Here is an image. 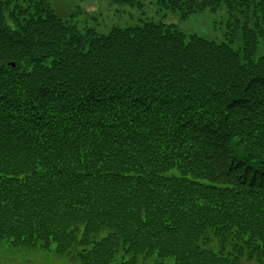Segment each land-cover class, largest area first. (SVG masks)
Instances as JSON below:
<instances>
[{
  "label": "trees",
  "instance_id": "1",
  "mask_svg": "<svg viewBox=\"0 0 264 264\" xmlns=\"http://www.w3.org/2000/svg\"><path fill=\"white\" fill-rule=\"evenodd\" d=\"M156 1L223 12V39L82 32L0 0V241L77 264H264V0Z\"/></svg>",
  "mask_w": 264,
  "mask_h": 264
},
{
  "label": "rangeland",
  "instance_id": "2",
  "mask_svg": "<svg viewBox=\"0 0 264 264\" xmlns=\"http://www.w3.org/2000/svg\"><path fill=\"white\" fill-rule=\"evenodd\" d=\"M62 19L73 23L80 31L95 27L105 32L114 25L127 26L144 20L176 24L186 34L195 33L209 39H223V12L204 10L186 19L179 13L162 8L156 0H145L142 10L111 3L110 0H44ZM22 3V1H20ZM0 264H77L69 256H59L51 250L12 246L0 241Z\"/></svg>",
  "mask_w": 264,
  "mask_h": 264
},
{
  "label": "water",
  "instance_id": "3",
  "mask_svg": "<svg viewBox=\"0 0 264 264\" xmlns=\"http://www.w3.org/2000/svg\"><path fill=\"white\" fill-rule=\"evenodd\" d=\"M13 65V63H11Z\"/></svg>",
  "mask_w": 264,
  "mask_h": 264
}]
</instances>
